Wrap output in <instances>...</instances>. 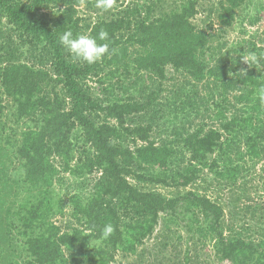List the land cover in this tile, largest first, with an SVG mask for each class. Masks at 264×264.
<instances>
[{
  "label": "trees",
  "instance_id": "obj_1",
  "mask_svg": "<svg viewBox=\"0 0 264 264\" xmlns=\"http://www.w3.org/2000/svg\"><path fill=\"white\" fill-rule=\"evenodd\" d=\"M201 1L144 0L87 23L79 7L96 0H0V264H212L196 251L209 246L219 264H264V232L254 237L247 222L226 220L208 194L168 196L143 186L186 188L206 167L237 185L246 159H264L257 96L264 29L231 46L221 39L236 21L244 26L240 10L255 0L211 3L203 23ZM255 6L250 26L264 2ZM101 30L109 53L93 64L74 60L59 42L65 31L96 37ZM101 74L125 77L103 86ZM179 74V90L166 85ZM91 77L102 85L98 95ZM180 91L183 110L202 107L214 122L158 142L154 108L170 106ZM62 173L85 184L71 195L73 220L65 224L53 220L51 198ZM162 217L175 224L173 236L159 233ZM108 223L114 232L105 239Z\"/></svg>",
  "mask_w": 264,
  "mask_h": 264
},
{
  "label": "rangeland",
  "instance_id": "obj_2",
  "mask_svg": "<svg viewBox=\"0 0 264 264\" xmlns=\"http://www.w3.org/2000/svg\"><path fill=\"white\" fill-rule=\"evenodd\" d=\"M143 1L144 0H113V5L111 8H109L110 12L108 11L109 9L104 10L101 8H97L96 4L94 6H91V8L89 9H86L85 5H82L79 7V13L82 17L87 19V23H93L99 17L102 18L111 16L112 12L116 13L120 10H123L125 7L135 5L136 3L142 4ZM169 1L171 0H168V2ZM257 1L264 2V0H255L254 3L251 4V6H249L246 10H240L238 18H245L246 21L244 23V26L242 25L241 21H236L234 27L228 29L225 35H223V38H221L222 41L226 42L228 46L237 44V42L241 41L242 39L249 40L250 36H255V34L257 33H259L261 36V33L264 29V9L260 10L259 16L261 17V19L254 26H250L247 21L249 16L255 15V2ZM217 2L218 0H202L200 2L202 6L199 5L201 6L199 7L201 12L198 14L197 21L203 23V19H206L209 13V11L206 9L209 8V5L211 3ZM204 9L205 11H203ZM213 20L215 21L214 23L216 30L219 31V29H221V26L219 22L216 21V16L213 17ZM243 30L247 32L244 34ZM131 49L135 50L136 47H133ZM133 57L134 56H132V58ZM109 68L110 67L106 66L104 73H108ZM102 75L104 74H101V76ZM123 76L124 75L120 76V74H116V76L114 77H105L104 75L102 76V79L106 80V83L103 86L109 85V83L115 82ZM174 78V80H169L168 82H166V85H175V89L179 90L180 86H182V84L184 85V75L179 74ZM87 85L91 86L92 91L97 95L99 94L100 86H102L96 77H91L88 80ZM200 90H202V92H205L204 85H202V89L200 88ZM183 95L184 94L180 91V99L172 101L170 106L166 104L164 106H158L154 108L155 110L153 109L157 114L155 126L158 127V132L153 134V139L157 140L158 142L161 140L172 141L176 137V132H192L197 127V125L203 122H207L208 124H212L214 122L208 116L202 115V107H199L196 111H191L189 108L183 110L181 103L182 100H185ZM164 96V103L171 98L169 92H166ZM4 104L7 105L5 113H10L8 107L9 102L6 100ZM197 112L199 113L198 115H196ZM8 124L10 128L13 126L12 128L15 132L16 126L11 123V121H8ZM12 137L14 140H18V130L16 131V133L12 134ZM246 160V167H244L243 174L238 176L237 185H235L234 183H232V185L225 184V182L227 183V181L223 182L215 177V172H219V169L216 168L213 172H211V170L206 167L201 169L198 181L186 188L178 189L162 184H147L143 186L146 189H158L168 196L174 195L178 192H183L184 190L198 189L201 193L208 194L213 200L219 202L224 207L226 220L234 224H243L244 222H247L248 225L252 226L253 230L255 231V233H252V235L254 237H258V232H264V215L263 217H256L260 213L264 214V192H262L261 188H259L264 182V159L256 164L252 160ZM181 163L182 158L177 161L176 166ZM245 181H247L246 184H244ZM84 185L85 184H81V187L78 184V180L76 179V177H73V175L69 173H62L60 177H57L51 188L52 202L55 205V209L58 211L57 215L53 217V220L64 224L73 220V217L71 215L73 204L70 198L72 194L79 192L84 187ZM167 223V217H162L160 225L158 226L159 233L162 237L165 235L173 236L174 230L176 229L174 223ZM256 230H258V232ZM196 251L198 252V255L201 259H207L212 262V264H219L217 260L214 259V250L212 246L199 248ZM119 260H121V258H119ZM123 261L124 263L121 264H126V260ZM223 264H228V262Z\"/></svg>",
  "mask_w": 264,
  "mask_h": 264
},
{
  "label": "clouds",
  "instance_id": "obj_3",
  "mask_svg": "<svg viewBox=\"0 0 264 264\" xmlns=\"http://www.w3.org/2000/svg\"><path fill=\"white\" fill-rule=\"evenodd\" d=\"M112 5L113 0H96L97 8L107 10L111 8ZM107 39L108 33L105 30H101L96 37L87 34L74 36L71 31H65L60 35L59 42L74 60L93 64L102 60V58L109 53V45L107 43L98 42ZM242 59L248 62L247 58ZM242 73L245 74L243 71ZM257 96L260 103L264 104V84L258 88ZM113 232V225L108 223L104 225L101 235L103 238L107 239Z\"/></svg>",
  "mask_w": 264,
  "mask_h": 264
}]
</instances>
